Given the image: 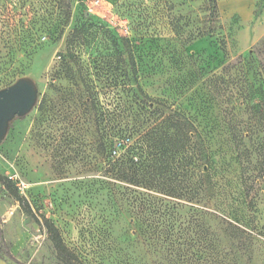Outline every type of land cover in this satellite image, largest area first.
Segmentation results:
<instances>
[{
    "label": "rangeland",
    "instance_id": "1",
    "mask_svg": "<svg viewBox=\"0 0 264 264\" xmlns=\"http://www.w3.org/2000/svg\"><path fill=\"white\" fill-rule=\"evenodd\" d=\"M58 4L0 0V91L21 79L37 89L0 141V174L22 185L25 201L0 184L14 256L0 264H62L45 218L79 264H264V183L246 210L232 139L237 130L247 146L264 140V0L242 15L219 0H74L64 28ZM158 109L190 117L210 149L213 182L200 162L179 178L182 200L110 175L122 153L100 140L137 121L157 124ZM229 223L249 237L231 238Z\"/></svg>",
    "mask_w": 264,
    "mask_h": 264
},
{
    "label": "trees",
    "instance_id": "2",
    "mask_svg": "<svg viewBox=\"0 0 264 264\" xmlns=\"http://www.w3.org/2000/svg\"><path fill=\"white\" fill-rule=\"evenodd\" d=\"M58 1V8L62 16L64 28L71 22L74 0ZM96 109V107L92 108L95 114H97ZM154 112L160 115L157 124H150L149 120H144V122L137 121L135 126H130L129 129H120L118 132L114 131L115 134H110L109 132L103 133V121L100 120L99 117L96 119V130L100 133L102 131L103 134L100 140H106L105 145L111 150V153L116 151L117 144L123 145L121 149L122 155L120 157L123 158L112 163L109 173L121 182L131 186L133 185L156 192L162 191L172 199L182 200V198H180L182 196H176L177 192L180 190L177 185L179 178L184 175H191V177H193L197 173L196 171L198 170L200 162H206L207 164L208 184L213 182V176L209 172V165L211 164L210 149L204 136L190 117H186L185 114L177 110L167 115L163 111H160V109ZM128 134L130 136L125 140H115L118 136V138H124L125 136L127 137ZM248 134L249 131H247L246 135ZM131 137L135 138L133 143L130 141ZM232 139L236 145L237 156L243 162L241 185H243L245 196L248 199L246 210L250 211L254 209L256 204L255 193L260 189L262 186L261 184L264 183V140L261 143L247 146L244 141V134H241V132L237 130H232ZM253 153L257 156L255 164H253L251 156ZM0 184L14 197V199L21 204H25L24 199L17 191L15 181L0 174ZM190 194L192 195L188 198V201L196 203L199 197L197 192ZM145 203V209L149 207L147 209L149 210L152 204L148 200ZM27 210L28 213H32L31 207H27ZM152 212L160 217L163 215L159 213L158 210ZM43 221V223H39L46 229L53 249L57 253L58 260L62 264H79L76 254L68 249L64 243L63 236L55 224L46 218ZM153 222H156V220ZM1 225L2 222L0 220V258L13 262L14 256L9 250L5 237L3 236ZM228 227L231 230L230 235L233 239H236L235 235L237 232H240V235H247L249 237L247 232L237 226H233L229 223ZM158 230L159 228L156 227L155 231L158 232ZM202 250H198L199 253L202 254ZM211 251L218 254V246H212ZM193 254L192 256H194ZM187 255L186 253L180 254L181 258H185ZM215 264L222 263L216 262Z\"/></svg>",
    "mask_w": 264,
    "mask_h": 264
},
{
    "label": "water",
    "instance_id": "3",
    "mask_svg": "<svg viewBox=\"0 0 264 264\" xmlns=\"http://www.w3.org/2000/svg\"><path fill=\"white\" fill-rule=\"evenodd\" d=\"M37 100V89L28 79H21L0 91V141L6 136L10 122L26 115Z\"/></svg>",
    "mask_w": 264,
    "mask_h": 264
},
{
    "label": "crops",
    "instance_id": "4",
    "mask_svg": "<svg viewBox=\"0 0 264 264\" xmlns=\"http://www.w3.org/2000/svg\"><path fill=\"white\" fill-rule=\"evenodd\" d=\"M254 2L255 0H219V8L227 14L242 15L243 11L248 12L251 10ZM0 260L6 261L3 258H0Z\"/></svg>",
    "mask_w": 264,
    "mask_h": 264
},
{
    "label": "built area",
    "instance_id": "5",
    "mask_svg": "<svg viewBox=\"0 0 264 264\" xmlns=\"http://www.w3.org/2000/svg\"><path fill=\"white\" fill-rule=\"evenodd\" d=\"M122 144H117V148H116V151L114 152V154H116V153H119V151H121V149H122ZM13 180V179H12ZM14 181V180H13ZM16 186L18 187V188H21V186L22 185H18V183H16ZM23 188H24V186H23Z\"/></svg>",
    "mask_w": 264,
    "mask_h": 264
}]
</instances>
